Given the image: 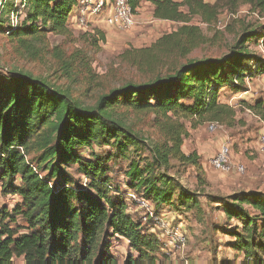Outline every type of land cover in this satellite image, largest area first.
<instances>
[{"label": "trees", "instance_id": "trees-1", "mask_svg": "<svg viewBox=\"0 0 264 264\" xmlns=\"http://www.w3.org/2000/svg\"><path fill=\"white\" fill-rule=\"evenodd\" d=\"M24 1L23 18L16 27L6 23L13 0H8L0 16V35L15 44L19 53L36 55L37 46L47 47L48 35L71 37L69 17L76 0ZM144 1L153 7L155 19L181 25L151 46L130 48L119 56L144 75L143 81L111 88L86 105L31 74H0V188L3 196L20 198L11 209H0V264H16V259L23 264H118L111 254V238H122L132 252L121 264L163 263L158 259L162 242L127 213L120 189L108 176L107 165L115 155L99 156L93 146L109 147L128 159L123 186L156 209L199 208L198 195L166 173L175 160L194 168L198 177L202 174L197 153L182 152L187 136L182 120L230 124L234 112L219 104L218 92L226 87L240 93L246 78L264 74V62L246 50L250 41L264 42V35L260 36V27L248 26L226 55L181 62L201 38V30L191 21L198 18L211 24L220 7L234 13L248 6L264 14V0ZM129 3L136 10L141 0ZM88 38L93 46L104 42V34L97 30ZM54 55L65 74L73 68L91 74L81 50L64 59L58 49ZM87 79L91 84V77ZM119 109L152 115L160 140L146 144L125 124ZM247 110L264 122L263 102ZM84 148L91 151L88 160L79 153ZM143 149L149 158L137 155ZM71 166L85 177V185L72 183ZM214 203L228 220L242 222V231L230 235L233 249L244 257L243 264H264V194L240 192L216 197Z\"/></svg>", "mask_w": 264, "mask_h": 264}, {"label": "rangeland", "instance_id": "rangeland-1", "mask_svg": "<svg viewBox=\"0 0 264 264\" xmlns=\"http://www.w3.org/2000/svg\"><path fill=\"white\" fill-rule=\"evenodd\" d=\"M203 1L215 4L218 0ZM7 4L8 0H5L3 13ZM136 17L135 27L127 32H117L106 27L102 19H97V22L87 24L86 27L70 26L71 37L48 35L47 47L40 49L37 46L36 55L32 56L22 55L16 50L15 44L6 36L0 35V74L10 71L31 74L63 91H68L72 98L86 105H92L98 95L111 88L127 82L144 80V75L137 68L120 61L119 56L125 50L149 47L162 35L175 31L181 25L155 19L153 8L144 1H141L138 10L136 9ZM6 23L9 25V21ZM191 25L201 30V38L181 62L220 58L226 55L235 45L242 29L248 26L260 27L259 34L264 35V14L253 12L248 6H241L234 13L220 7L217 19L211 24H204L198 18H193ZM94 30L104 34V42H99L96 46H93L88 38V35L94 34ZM55 49L62 52L63 59L76 50H81L87 57L92 69L91 74L87 76L86 71H78L77 68L65 74L59 67L62 62H57L55 58ZM246 50L254 56L253 58L264 62L262 39L248 42ZM90 77L93 80L91 84L87 79ZM244 83L245 89L240 93H235L226 87L218 92L219 104L231 108L234 112L230 124L204 119L182 120L187 132L183 140L182 152L185 155L197 153L200 157L202 174L198 177L194 168L175 160L170 161L166 173L198 195L199 208L185 211L164 206L156 209L151 202L138 195H134V199L132 194L135 193L123 186L124 173L129 165L128 159L120 158L109 147H92L93 152L99 156L115 155L107 165L108 176L112 184L120 189L121 197L127 204V213L162 242L163 249L158 254L162 264H243L244 262L243 255L233 249L234 238L230 235L231 232L242 231V222L235 219L228 220L219 205L214 203L216 197L231 196L240 192L264 194V153L259 148L264 122L246 111L257 101L264 103V74L253 76L251 79L246 78ZM183 103L190 104L191 101L185 100ZM118 112L123 116L125 124L145 140L146 144L152 146L160 140L159 130L152 123V115L134 114L125 109H119ZM210 122L217 124V131L214 133L207 131V124ZM224 144L229 145L231 169L228 172L215 171L210 168L209 160ZM90 152L88 148L79 150L82 158L87 160L90 159ZM137 155L141 159L149 158L145 149ZM134 158L136 159V156ZM237 167H242L244 172L237 173ZM68 173L73 184L82 186L87 183L84 176L77 174L75 166L69 167ZM17 203L14 196H3L0 188V209L2 206L11 209ZM249 211L252 212L250 209ZM109 242L111 254L118 264L132 253L128 243L122 238H111ZM262 258L264 260V256ZM15 263L23 264L21 259H16Z\"/></svg>", "mask_w": 264, "mask_h": 264}, {"label": "built area", "instance_id": "built-area-1", "mask_svg": "<svg viewBox=\"0 0 264 264\" xmlns=\"http://www.w3.org/2000/svg\"><path fill=\"white\" fill-rule=\"evenodd\" d=\"M13 1V10L8 15V21L11 27H16L22 20L21 16L23 18L25 1ZM15 1H17L16 5ZM4 2L5 0L3 2L0 0V16ZM97 19H102L106 27L117 32H127L135 27L137 23L136 10L131 7L129 0H76V7L72 10L69 17V28L70 26L86 27L87 24L97 22ZM246 111L253 115L250 110ZM207 131L209 133L216 132L217 124L215 122L208 123ZM259 148L264 153V131L261 133L259 139ZM229 150L228 144L222 145L216 155L209 160L210 168L221 172L230 171ZM236 170L239 174L244 172L242 167H237ZM134 195L136 194H132V197L135 199Z\"/></svg>", "mask_w": 264, "mask_h": 264}, {"label": "crops", "instance_id": "crops-1", "mask_svg": "<svg viewBox=\"0 0 264 264\" xmlns=\"http://www.w3.org/2000/svg\"><path fill=\"white\" fill-rule=\"evenodd\" d=\"M141 1H144V0H141ZM176 1H178V0H176ZM145 2V1H144ZM152 7V6H151ZM153 8V7H152ZM137 10H138V8H137ZM72 13V12H71ZM137 20V19H136ZM14 198H16L17 199V202H19L20 201V198L19 197H17V196H14Z\"/></svg>", "mask_w": 264, "mask_h": 264}]
</instances>
